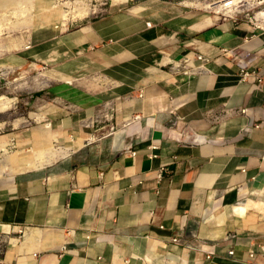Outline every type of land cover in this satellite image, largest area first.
I'll return each mask as SVG.
<instances>
[{"label": "crops", "instance_id": "crops-1", "mask_svg": "<svg viewBox=\"0 0 264 264\" xmlns=\"http://www.w3.org/2000/svg\"><path fill=\"white\" fill-rule=\"evenodd\" d=\"M141 6L49 49L114 83L90 98L109 122L51 166L0 176V264H264V28ZM196 54L206 71L172 69Z\"/></svg>", "mask_w": 264, "mask_h": 264}, {"label": "rangeland", "instance_id": "rangeland-1", "mask_svg": "<svg viewBox=\"0 0 264 264\" xmlns=\"http://www.w3.org/2000/svg\"><path fill=\"white\" fill-rule=\"evenodd\" d=\"M149 1L155 0H30L28 5L18 2L9 5V10L7 6L0 10V97L12 99L0 112V160L15 152L38 150L40 136L55 149L72 148L67 158L104 131L109 122L107 108L94 104L91 108L90 98L92 93H105L114 83L89 64L91 68H81V54L76 50L60 68L62 55L58 57L55 51L49 56V49H57L59 38L87 32L91 23L112 13L138 12L141 4ZM173 1L215 13L197 6L213 0ZM62 13L67 14L65 23ZM41 15L47 17L43 22ZM53 134L58 135L57 141L53 142ZM14 173L3 170L0 175Z\"/></svg>", "mask_w": 264, "mask_h": 264}, {"label": "bare ground", "instance_id": "bare-ground-1", "mask_svg": "<svg viewBox=\"0 0 264 264\" xmlns=\"http://www.w3.org/2000/svg\"><path fill=\"white\" fill-rule=\"evenodd\" d=\"M30 0H0V10L3 9L5 6L10 5H15L18 2L19 3H27V5L29 4ZM213 3H199L197 6H200L204 9H214V11L217 12V7H215L214 5H212ZM31 5V4H30ZM17 6V5H16ZM51 7V6H50ZM4 10V9H3ZM9 10V8H8ZM23 10V9H21ZM85 11V10H84ZM17 12V11H16ZM29 12V11H28ZM14 14V13H13ZM79 14V13H78ZM77 14V15H78ZM82 14V13H81ZM22 15V14H21ZM25 15V14H24ZM15 16V15H14ZM23 16V15H22ZM25 17V16H24ZM20 18V17H19ZM47 17L46 16H42L41 15V20L42 22L45 21ZM218 18V17H217ZM57 19V18H56ZM62 19H63V23H65L67 20V14H63L62 13ZM16 20V19H15ZM4 23V22H3ZM9 24V23H8ZM21 25V24H20ZM141 25V24H140ZM195 25V24H194ZM208 25V23H207ZM12 26V25H11ZM61 27V26H60ZM63 27V26H62ZM132 27V26H131ZM2 28V27H1ZM12 28V27H11ZM1 30V29H0ZM136 30V29H135ZM1 33V31H0ZM12 99H8V98H3L0 97V112L5 111L9 106H10V102ZM13 102V101H12ZM33 116V115H31ZM20 120V119H19ZM21 121V120H20ZM26 121V120H23ZM28 121V120H27ZM15 122V121H14ZM17 122V119H16ZM19 125V124H18ZM47 127H49L48 125H46ZM43 137V136H40ZM38 139V143L40 144V148L38 150H32L31 153H13L12 155H8L6 158H1L0 160V174L3 172V170L7 173H17V172H22V171H26V170H32V169H37V168H41L44 165L50 164L51 162L57 160L58 158H65L66 156H68L71 151H73L72 148H63V149H55L53 146H48V143H44V138H40ZM4 138V137H3ZM53 142L57 141L58 135L57 134H53L51 136ZM5 144V141H4ZM4 144L2 145V147L4 146ZM47 146V147H45ZM5 148V147H4ZM1 149V147H0ZM3 150V148H2ZM4 151V150H3ZM5 153V152H4ZM27 172V171H26ZM14 173V174H15ZM10 175V174H9ZM1 176V175H0ZM247 206V205H246ZM245 206V207H246ZM33 236V235H32Z\"/></svg>", "mask_w": 264, "mask_h": 264}, {"label": "built area", "instance_id": "built-area-1", "mask_svg": "<svg viewBox=\"0 0 264 264\" xmlns=\"http://www.w3.org/2000/svg\"><path fill=\"white\" fill-rule=\"evenodd\" d=\"M212 5L217 7V12H214L223 18L236 20L239 16L243 15L253 27L264 28V0H215ZM195 58L199 61V64H193L191 58L185 56L177 64L171 62L170 65L173 70L180 71L182 74L188 76L206 71L205 63L208 61V58L202 54H196ZM175 65L177 66L174 67ZM245 75V73L242 75V79L245 78ZM175 124L176 122L174 121L172 125ZM198 139L199 137L194 140L198 141ZM229 237H234V235H230ZM171 241L173 244H181L180 239L177 237H173ZM185 246L187 248L191 247L189 244H185ZM261 251L264 254V247H262ZM229 254H232V251H229ZM166 255L170 256L171 253L166 252ZM249 256L252 258L254 253L250 252Z\"/></svg>", "mask_w": 264, "mask_h": 264}, {"label": "trees", "instance_id": "trees-1", "mask_svg": "<svg viewBox=\"0 0 264 264\" xmlns=\"http://www.w3.org/2000/svg\"><path fill=\"white\" fill-rule=\"evenodd\" d=\"M90 105H92V104H90Z\"/></svg>", "mask_w": 264, "mask_h": 264}]
</instances>
